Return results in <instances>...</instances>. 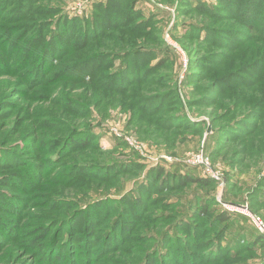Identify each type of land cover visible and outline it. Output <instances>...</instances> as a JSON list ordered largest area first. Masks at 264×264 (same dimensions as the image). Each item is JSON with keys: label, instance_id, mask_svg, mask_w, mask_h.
Here are the masks:
<instances>
[{"label": "rangeland", "instance_id": "1", "mask_svg": "<svg viewBox=\"0 0 264 264\" xmlns=\"http://www.w3.org/2000/svg\"><path fill=\"white\" fill-rule=\"evenodd\" d=\"M255 220L264 0H0V264H264Z\"/></svg>", "mask_w": 264, "mask_h": 264}, {"label": "trees", "instance_id": "2", "mask_svg": "<svg viewBox=\"0 0 264 264\" xmlns=\"http://www.w3.org/2000/svg\"><path fill=\"white\" fill-rule=\"evenodd\" d=\"M109 12V11H108ZM97 13L98 14H96L97 16L99 15V11H97ZM64 22V21H63ZM74 24H77V23H74ZM75 26V25H74ZM63 29H64V34L62 35V39H64V41L66 42V41H68V40H70V39H74L73 38V36H74V33H68V29H67V27L65 28V27H63ZM59 35V34H58ZM58 35L56 34L54 37H58ZM70 35H73V36H71V38H70ZM62 44V43H61ZM61 44L58 46V48L56 49V50H58V51H61L62 49H60V48H62V46H61ZM47 45L49 46L48 48H49V50L50 49H53L52 48V45H53V42L52 43H50V45H49V43H48V41H47ZM47 48V49H48ZM55 50V49H54ZM162 169H159V172L161 171ZM161 173V172H160ZM171 181H174V179H176V180H178V181H183V184H197V185H199V186H203V187H206V186H208L209 185V180L208 179H204V178H201V177H196V176H194V175H175V174H173V175H171ZM163 180H165V179H163ZM7 201L9 202L10 200L9 199H7ZM10 204L12 205V206H14V203H13V201H10ZM203 213L202 214H204L205 213V210L203 209V211H202ZM231 220V217L228 215V214H224V215H222L221 216V218H220V221H219V223L220 224H224V223H226V222H228V221H230ZM117 223H120L119 221H117ZM1 225H0V228H3L5 231H7L6 229H9V228H7V226H5V224L4 223H0ZM112 230L106 235L107 237L109 236L110 238H111V236H112ZM5 236V235H4ZM222 241H223V239H219V242H218V245L220 246V247H218L219 248V251L218 252H215L216 250H214L213 249V251H214V256H218L219 254H220V252H223V251H221V250H224L222 247H221V243H222ZM254 244H257V245H259V244H263L264 245V236L263 235H257L256 237H254V239H253V241H252ZM50 246H52V244H50Z\"/></svg>", "mask_w": 264, "mask_h": 264}, {"label": "built area", "instance_id": "3", "mask_svg": "<svg viewBox=\"0 0 264 264\" xmlns=\"http://www.w3.org/2000/svg\"><path fill=\"white\" fill-rule=\"evenodd\" d=\"M255 226L257 227V229L260 231V233L264 234V222L261 220H255Z\"/></svg>", "mask_w": 264, "mask_h": 264}]
</instances>
